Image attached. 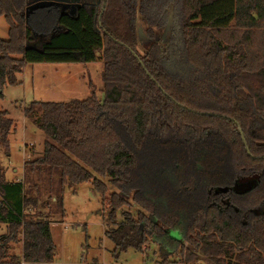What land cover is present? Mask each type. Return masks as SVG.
<instances>
[{"label":"trees","instance_id":"1","mask_svg":"<svg viewBox=\"0 0 264 264\" xmlns=\"http://www.w3.org/2000/svg\"><path fill=\"white\" fill-rule=\"evenodd\" d=\"M28 5L0 0V97L29 63L97 60L104 95L91 82L86 99L25 108L51 140L24 180H8L0 159V264H22L17 242L24 261L53 263L51 219L65 216V187L86 181L104 196L115 253L153 240L186 263L264 264V0L81 2L53 22L47 11L40 29ZM170 7L169 39L141 53L138 15L153 36ZM15 128L0 106V152Z\"/></svg>","mask_w":264,"mask_h":264},{"label":"rangeland","instance_id":"2","mask_svg":"<svg viewBox=\"0 0 264 264\" xmlns=\"http://www.w3.org/2000/svg\"><path fill=\"white\" fill-rule=\"evenodd\" d=\"M39 0H29V5ZM58 5L40 8L32 13L31 22L40 29L41 16L51 11L52 22L59 12L72 9L76 3H95L99 0H56ZM170 21L161 27H154V35L147 33L148 24L141 14L137 20L138 48L144 53L153 42L165 44L171 35L172 7L169 8ZM48 26V25H47ZM8 23L4 16L0 17V36L8 38ZM49 27V26H48ZM103 62L97 60L91 63H29L18 74L16 84H8L4 88V96L0 97V106L8 112L15 124V130L10 134L8 153L1 151L0 159L9 180H24V161L35 158L44 150V143L51 138L37 128L24 113L35 100L69 101L86 99L93 89L102 98L103 92ZM92 82V88L89 83ZM35 155V156H34ZM34 156V157H33ZM97 175V174H96ZM99 176V175H97ZM38 180L37 176H32ZM100 177V176H99ZM31 178V177H30ZM108 184L109 181L103 178ZM41 185H44L41 181ZM237 188H244L238 186ZM116 188L110 185L108 193ZM45 197V196H44ZM103 194L94 188L90 181L66 186L64 191L65 216H53L51 231L56 244V257L51 264H213L210 259L201 257L197 262L186 263L183 254L169 251L160 244L150 240L144 251L129 248L115 253V244L107 236L108 209L103 204ZM130 201L131 198H130ZM124 210L136 213L139 206H124L118 210V220L123 219ZM6 231L5 224H0V235ZM178 236V233H173ZM22 264H37L23 260L21 242L13 245V250Z\"/></svg>","mask_w":264,"mask_h":264},{"label":"water","instance_id":"3","mask_svg":"<svg viewBox=\"0 0 264 264\" xmlns=\"http://www.w3.org/2000/svg\"><path fill=\"white\" fill-rule=\"evenodd\" d=\"M51 5H58L56 0H39L30 5L26 9V18L28 19L30 14L33 13L38 8L47 7Z\"/></svg>","mask_w":264,"mask_h":264},{"label":"flooded vegetation","instance_id":"4","mask_svg":"<svg viewBox=\"0 0 264 264\" xmlns=\"http://www.w3.org/2000/svg\"><path fill=\"white\" fill-rule=\"evenodd\" d=\"M51 6H54V5H51ZM51 6H47V7H51ZM42 8H43V7H42ZM38 9H39V8H38ZM249 184H250V183H243V184H239L238 186H244L243 189H245V188H247V187L249 186ZM237 189H238L239 191H240V190H243V189L240 188V187L237 188Z\"/></svg>","mask_w":264,"mask_h":264},{"label":"crops","instance_id":"5","mask_svg":"<svg viewBox=\"0 0 264 264\" xmlns=\"http://www.w3.org/2000/svg\"><path fill=\"white\" fill-rule=\"evenodd\" d=\"M88 64V63H87ZM25 162V161H24ZM9 180V179H8ZM15 180V179H14ZM16 180H18V179H16ZM18 256V255H17Z\"/></svg>","mask_w":264,"mask_h":264}]
</instances>
